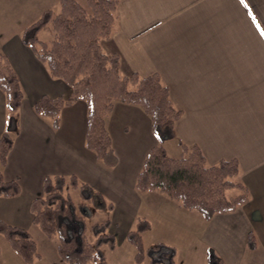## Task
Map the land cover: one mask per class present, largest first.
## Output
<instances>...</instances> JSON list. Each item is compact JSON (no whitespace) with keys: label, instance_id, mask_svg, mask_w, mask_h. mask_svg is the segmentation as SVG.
I'll return each mask as SVG.
<instances>
[{"label":"crops","instance_id":"crops-1","mask_svg":"<svg viewBox=\"0 0 264 264\" xmlns=\"http://www.w3.org/2000/svg\"><path fill=\"white\" fill-rule=\"evenodd\" d=\"M114 14L112 34L101 42L104 51L118 55L124 76L158 75L182 112L174 125L175 138L164 142L168 155L177 146L179 156L171 157L179 158L182 143L197 147L208 166L235 159L239 165L235 179L246 188L247 202L204 220L172 204L159 191L139 192L136 177L145 155L158 144L150 118L138 106L114 103L105 125L116 164L106 167L85 146V101L63 107L56 128L50 118L34 112L41 97L65 98L71 88L50 75L23 44L21 33H5L0 51L18 77L23 99L11 114L0 91V136L14 130L2 177L20 187L19 195L0 197V221L32 236L40 257L31 264H64L57 260L53 238H46L32 223L30 204L42 195L46 176H74L110 205L92 207V216L89 203L79 201L84 216L106 215L103 222L108 223L109 233L120 238L112 251L124 247L126 234L142 218L150 224L144 233L152 235L150 246L162 244L173 253L185 249L192 252L190 257L204 250L196 261L182 259L179 264H264V0H120ZM169 216L181 219L173 220L174 236L154 235L158 221L167 229ZM250 234L253 249L248 248ZM42 239L45 253L38 244ZM149 254L148 264H164L160 251ZM118 256L116 262L123 264ZM5 257L12 264H24L17 256L7 253Z\"/></svg>","mask_w":264,"mask_h":264},{"label":"trees","instance_id":"trees-1","mask_svg":"<svg viewBox=\"0 0 264 264\" xmlns=\"http://www.w3.org/2000/svg\"><path fill=\"white\" fill-rule=\"evenodd\" d=\"M119 1L86 0L84 6L76 0H58V13L47 9L23 29V44L47 66L52 77L64 81L71 88V94L65 98L41 97L33 106L34 112L50 118L52 127L56 128L63 107L78 100L85 101V146L102 164L113 167L116 158L105 125L106 117L115 102L138 106L150 118L158 144L145 155L142 169L136 177V189L139 192L159 191L176 202L180 209L194 211L204 220H209L216 213L233 211L248 200L246 188L234 179L239 173L238 162L235 159L221 160L208 166L197 147L188 148L179 142L181 156H169L164 142L175 138L174 125L182 112L173 105L167 87L156 74L146 77L120 74L118 55L102 48L101 41L112 34ZM48 27L53 38L49 42L40 41L38 33ZM0 91L4 94L6 109L14 113L20 106L23 92L16 73L1 52ZM13 137V128L0 136V197L5 198L20 193L18 183L5 181L1 172ZM233 189H237L238 194L228 196L227 192ZM72 190H78L81 200L93 208L110 206H106L97 192L74 176H46L42 195L30 204L32 223L46 238L57 240L56 252L65 264H106L101 247L106 245L113 249L115 238L107 232L106 222L92 224L89 235H86V220L80 213L82 204L73 203L69 193ZM68 222H76L80 226L73 228ZM149 228L147 220L139 219L134 229L126 234L127 242L136 250L133 264H144L146 256L142 234ZM0 236L24 264H31L40 257L36 242L26 230L0 221ZM253 247L254 237L250 234L248 248ZM149 251L151 255L156 251H166L163 263L173 264L171 248L157 244L149 248L147 256Z\"/></svg>","mask_w":264,"mask_h":264},{"label":"rangeland","instance_id":"rangeland-1","mask_svg":"<svg viewBox=\"0 0 264 264\" xmlns=\"http://www.w3.org/2000/svg\"><path fill=\"white\" fill-rule=\"evenodd\" d=\"M76 1H78L81 5H84V6L86 5V0H76ZM47 9L52 10L54 13H58L59 9H60V5H59L58 0H0V41L3 40L5 33H7V35H9V36L17 35L20 33L22 35L23 29L25 27H28L32 23H34L42 15V13ZM37 36H38V39L40 41H44V42H49L53 38L52 31L50 30L49 27L47 29L41 30ZM171 144H174V143H171ZM174 149H175V152L170 149L169 154L171 156H174V157L179 156V148L177 146H175ZM236 190L237 189L229 190L227 192V195L228 196H234ZM69 193H70V197H71L73 203L75 205L79 204L80 203L79 201L81 200V195H80L79 191H73L72 190ZM171 202H172V204L177 205L176 202H174V201H171ZM87 205H88V207H87L88 212L90 213V215L92 212V216H93L94 215V209L92 208V206L90 204H87ZM161 205H162V202L159 204L157 203L156 207H159ZM82 206H83V204H82ZM80 213L82 215H84L82 213V211H80ZM89 213H88V216L87 215L84 216L86 219V222H85L86 230H87L85 232L86 235H89L90 227L92 226V223L93 224L100 223V222L103 223V221L105 220V218H103V216H106L104 213H98L94 217H92V216L89 217ZM175 213H177V212H175ZM177 214L182 215L179 212ZM193 214H197V213L194 212ZM139 219H142V218H139ZM177 219L181 221V219H179V218H172L171 216H169L168 220H167V229H165L163 227V225L161 224V222H159L157 220L158 223L153 226L154 229H153L152 233L156 236H161V237H164L167 239H171L174 236L175 225H176L173 220L177 221ZM71 223L73 224L74 222H68V225H70ZM178 224H181V223L178 222ZM79 226L80 225L78 223H76L75 226L72 225L70 227L77 228ZM161 231H163V233H164L163 235L159 234ZM107 232H109L108 229H107ZM143 234H142V236L145 238L143 239V237H142V242L144 241L143 245H144L145 256H146L144 264H148L147 255H148V250L151 247L150 244L152 243V235H147V234L143 235ZM178 236H180L179 239L182 238V239L186 240V238H187V236L181 235V234H179V235L177 234V237ZM89 238H90V236H89ZM92 238L93 237L91 235V239ZM0 240H3L2 242H4L2 244L0 243V249L3 250V253L0 255V264H12L11 262H9L7 260L5 255L8 253V254H11V256H14V258H17V257L14 255V253H12V251L9 249V247H5V249H4V246H7V243L2 238ZM56 241L57 240L55 238L51 239V242L56 243ZM119 242H120V238H119V236H117L115 244H119ZM187 242H189V240H187ZM191 242H195V241H191ZM191 242H189V243H191ZM45 243H46V241H44L43 239L38 240L39 247L41 248L43 253H45L43 250L44 249L43 245ZM183 243L186 244V241ZM123 244H124L123 245L124 247H122V245H121V246H119V249L114 250V251H112L106 245H104L101 248L104 256L107 259V261H106L107 264H119L118 262H116V256H118V255L122 256V257L120 256L121 258H119V256H118V261L122 260L121 262L123 264H133L134 263L132 257H134V255H135V252H136L135 248L131 244H129L127 242V240H125V242ZM180 247H182V246L180 245ZM180 247H178V248H180ZM6 248H8V249H6ZM130 252L132 255L131 258H130ZM203 252H204V250L195 251V253H194L195 255L193 256L194 257L193 258V257H190V254L192 253L190 251L185 250V249H183L181 251L177 250L175 253H173L171 260H172L173 264H179V262L182 259L184 261L186 259L187 260L188 259H194L196 261L197 258L201 257ZM164 253H166V251H164ZM164 253L162 252V255ZM206 253L212 254L214 256V254L210 251L206 252ZM166 255H167V253H166ZM56 256L58 258L57 252H56ZM16 260H18V259H16ZM57 260L61 261L59 258ZM51 264H56V262H51ZM90 264H93V263H90Z\"/></svg>","mask_w":264,"mask_h":264}]
</instances>
